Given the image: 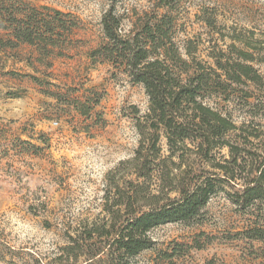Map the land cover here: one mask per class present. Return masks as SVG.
Instances as JSON below:
<instances>
[{"label":"rangeland","instance_id":"374dc122","mask_svg":"<svg viewBox=\"0 0 264 264\" xmlns=\"http://www.w3.org/2000/svg\"><path fill=\"white\" fill-rule=\"evenodd\" d=\"M26 1L71 13L77 27L64 55L52 57L49 67L36 60L35 47L27 44L0 51V264L35 259L45 264H110L109 237L91 240L105 252L93 261L85 256L68 259L64 247L74 239L84 245L89 242L83 241L87 230L109 225L104 195L120 174L119 182L132 178L122 172L120 163L132 158L138 147L136 118L147 113L148 97L141 84L132 83L109 64H92L87 52L100 43L101 17L114 2L120 13L141 14L153 10V1ZM170 13L175 17L176 42L181 48L189 39L196 42V55L204 61L212 62L208 54L216 47L226 50L232 43L239 48L256 46L250 49L255 57L264 53V44L258 43L264 38V0H183ZM129 27L125 22L124 28ZM255 67L264 77V65L255 63ZM234 88L226 99L216 95L207 103L229 114L244 130L264 129V85ZM86 97L98 99L87 117L71 104ZM244 130L229 133L228 138L255 152L258 139H245ZM161 144L165 150V139ZM220 152L216 161L221 155L228 157L226 148ZM223 188L232 192L240 185ZM251 209L255 215L264 213V206ZM255 215L242 212L219 190L198 219L152 229L153 247L130 258L129 264H168L160 251L174 242L185 248L195 239L202 248L188 247L174 262L264 264V246L239 234L253 225Z\"/></svg>","mask_w":264,"mask_h":264},{"label":"trees","instance_id":"16d2710c","mask_svg":"<svg viewBox=\"0 0 264 264\" xmlns=\"http://www.w3.org/2000/svg\"><path fill=\"white\" fill-rule=\"evenodd\" d=\"M151 1L153 10L141 14L120 13L114 2L101 17L100 43L87 52L92 64L107 63L132 83L141 84L148 97V111L136 118L140 138L134 156L120 163L122 172L127 171L132 178L119 182L120 174L118 181H112V190L105 192L109 225L87 230L83 241L89 242L84 245L79 239L72 240L64 247L68 259L85 256L93 261L105 252L91 240L109 237L110 264H129L130 258L153 247L152 229L198 219L219 190L225 191L242 212L255 215L251 208L257 211L264 206V129L244 130L229 114L207 103L216 95L226 99L236 91L234 85H264V77L255 67V63L264 65V53L255 57L250 49L256 46L239 48L232 43L226 50L216 47L208 54L212 62L204 61L196 55V42L189 39L181 48L175 40V17L170 10L183 0ZM160 9L165 11L158 13ZM125 22L130 24L128 29ZM76 27L71 13L34 6L26 0H0V51L27 44L35 47L36 60L49 67L52 57L64 55ZM258 43L264 44V38ZM30 77L39 82L38 77ZM245 96L251 97L249 92ZM97 101L75 98L71 104L87 117ZM238 130H244L245 139H258L255 152L228 138ZM223 148L228 150V157L221 155L216 161ZM115 171L121 173L119 168ZM235 184L240 185L235 191L223 188ZM262 217L264 213L256 214L253 225L239 234L264 246ZM202 245L197 239L185 248L174 242L159 254L168 264H177L173 258L184 255L186 248L201 249ZM25 264L45 263L35 259Z\"/></svg>","mask_w":264,"mask_h":264}]
</instances>
